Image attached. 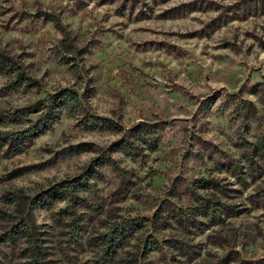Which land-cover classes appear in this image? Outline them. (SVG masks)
<instances>
[{
    "label": "rangeland",
    "instance_id": "374dc122",
    "mask_svg": "<svg viewBox=\"0 0 264 264\" xmlns=\"http://www.w3.org/2000/svg\"><path fill=\"white\" fill-rule=\"evenodd\" d=\"M0 54L25 78L0 74V264H26L23 221L49 264H264V156L243 157L264 140V0H0ZM64 89L81 113L37 131ZM85 110L157 149L125 154Z\"/></svg>",
    "mask_w": 264,
    "mask_h": 264
},
{
    "label": "trees",
    "instance_id": "16d2710c",
    "mask_svg": "<svg viewBox=\"0 0 264 264\" xmlns=\"http://www.w3.org/2000/svg\"><path fill=\"white\" fill-rule=\"evenodd\" d=\"M45 15L49 19L55 20L52 17L51 13L45 12ZM0 74H7L12 77H14L15 75L17 76L19 82L14 86L12 85L11 86L12 89H15L18 85H20V82L23 79H25L23 77V73L19 71V67L15 64V62L1 54H0ZM82 107H83V103L79 93L71 89H64L59 94L53 95L51 100L47 102H38L34 106L35 111L42 112V114L38 119V123H37L38 125H36L35 127L37 131H39L41 128L46 127L51 123L57 122L64 112L70 114L71 116H76L81 113ZM80 124H84L86 129L99 128V129L110 130L116 133H123L124 130L122 126L117 124L112 119L97 114H93L91 112H87L86 110L83 118L80 120ZM155 133H156L155 129L144 127L141 124L134 126L130 130H126V132L123 133L121 139L117 143L118 148L129 156L135 158L141 157L145 155L146 150L157 149L158 139ZM257 143L251 141L245 142V146L247 147L248 145V150L246 149V151H244L243 157L248 164V169L251 171L250 173H252L253 171H255V169H257V168H253L254 167L253 165L257 164V161H255V157L259 155L260 158H263L264 156L262 152L258 153L261 147L264 148V140L260 139ZM252 144H254L255 147L253 146L251 149L250 145ZM248 173L249 172L244 170V165H241L240 170L236 171L238 177L244 180H246V178L248 177ZM65 184H66L64 185L66 186L65 189L77 188V185L75 183L68 182ZM62 199H66V196H63ZM15 234H17L18 238L23 239L25 241V253L27 258L26 264H49L48 259L46 255L43 253L42 249L38 248L36 243V235L32 232V229H30V224H28V222L26 221L20 222L16 228ZM153 243L154 242H152L151 244L153 245ZM241 264H258V263L241 260Z\"/></svg>",
    "mask_w": 264,
    "mask_h": 264
}]
</instances>
